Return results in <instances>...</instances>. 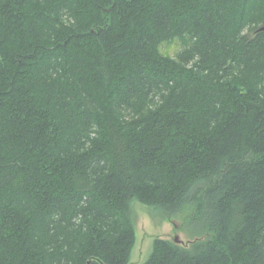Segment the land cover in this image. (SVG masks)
Returning a JSON list of instances; mask_svg holds the SVG:
<instances>
[{
    "label": "trees",
    "instance_id": "trees-1",
    "mask_svg": "<svg viewBox=\"0 0 264 264\" xmlns=\"http://www.w3.org/2000/svg\"><path fill=\"white\" fill-rule=\"evenodd\" d=\"M264 0H0V264H130L131 202L191 209L141 264H264Z\"/></svg>",
    "mask_w": 264,
    "mask_h": 264
},
{
    "label": "rangeland",
    "instance_id": "rangeland-1",
    "mask_svg": "<svg viewBox=\"0 0 264 264\" xmlns=\"http://www.w3.org/2000/svg\"><path fill=\"white\" fill-rule=\"evenodd\" d=\"M132 216L136 227V244L132 251L130 264L144 263L153 249V241L157 237L174 241L178 237L184 244L189 245L199 237L193 234L188 225L187 217L191 209L186 208L182 213L167 218L157 209L134 199L131 202Z\"/></svg>",
    "mask_w": 264,
    "mask_h": 264
},
{
    "label": "water",
    "instance_id": "water-1",
    "mask_svg": "<svg viewBox=\"0 0 264 264\" xmlns=\"http://www.w3.org/2000/svg\"><path fill=\"white\" fill-rule=\"evenodd\" d=\"M261 29H264V26ZM174 241L178 244L183 243L178 237H176Z\"/></svg>",
    "mask_w": 264,
    "mask_h": 264
}]
</instances>
